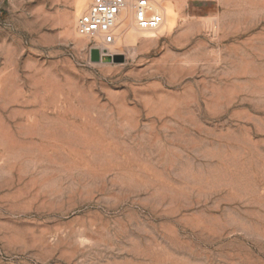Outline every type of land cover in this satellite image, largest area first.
<instances>
[{
    "label": "rangeland",
    "instance_id": "1",
    "mask_svg": "<svg viewBox=\"0 0 264 264\" xmlns=\"http://www.w3.org/2000/svg\"><path fill=\"white\" fill-rule=\"evenodd\" d=\"M88 1L0 0V264H264V0Z\"/></svg>",
    "mask_w": 264,
    "mask_h": 264
},
{
    "label": "built area",
    "instance_id": "2",
    "mask_svg": "<svg viewBox=\"0 0 264 264\" xmlns=\"http://www.w3.org/2000/svg\"><path fill=\"white\" fill-rule=\"evenodd\" d=\"M133 0H91L86 13L77 20V33L80 36L94 39L102 37V45L111 46L115 42L114 30L116 18ZM134 18L141 30L156 29L161 24L160 15L152 12L147 0H134Z\"/></svg>",
    "mask_w": 264,
    "mask_h": 264
},
{
    "label": "bare ground",
    "instance_id": "3",
    "mask_svg": "<svg viewBox=\"0 0 264 264\" xmlns=\"http://www.w3.org/2000/svg\"><path fill=\"white\" fill-rule=\"evenodd\" d=\"M90 1V2H89ZM88 2H83V4L80 6L78 5L77 9H76V16H80L81 14L83 15L84 13L87 12V10L89 9L90 5H91V0H89ZM148 1V7L149 9L160 15L161 17V24L156 28V29H152V30H141L138 28L135 18H134V9H135V1H130L127 5V7L125 8V10L121 11L120 15L116 18L115 21V33L114 36L116 38V35H118V31L119 32H125L124 35H129L132 39L131 42H133L135 40V38L139 35H153V31L158 30L159 32L161 31H170L172 29V27L174 26V18L170 12V10L168 8H162L160 5L159 0H147ZM162 11V12H161ZM78 20V19H77ZM77 20H76V27H77ZM157 31V32H158ZM76 33H77V29H76ZM77 35L79 37L82 38H87V37H83L80 36L78 33ZM95 42L100 44L101 46H106V45H102V37L101 36H96L95 38ZM130 42V43H131Z\"/></svg>",
    "mask_w": 264,
    "mask_h": 264
},
{
    "label": "water",
    "instance_id": "4",
    "mask_svg": "<svg viewBox=\"0 0 264 264\" xmlns=\"http://www.w3.org/2000/svg\"><path fill=\"white\" fill-rule=\"evenodd\" d=\"M95 54V53H94Z\"/></svg>",
    "mask_w": 264,
    "mask_h": 264
}]
</instances>
